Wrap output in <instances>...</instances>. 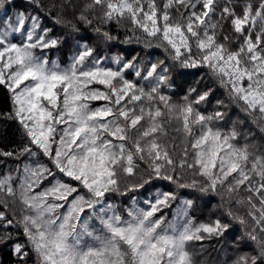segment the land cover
I'll return each mask as SVG.
<instances>
[{"label":"snow or ice","instance_id":"obj_1","mask_svg":"<svg viewBox=\"0 0 264 264\" xmlns=\"http://www.w3.org/2000/svg\"><path fill=\"white\" fill-rule=\"evenodd\" d=\"M0 264H264V0H0Z\"/></svg>","mask_w":264,"mask_h":264},{"label":"trees","instance_id":"obj_2","mask_svg":"<svg viewBox=\"0 0 264 264\" xmlns=\"http://www.w3.org/2000/svg\"><path fill=\"white\" fill-rule=\"evenodd\" d=\"M6 103H7L6 97L0 95V108H3ZM5 132H7L9 138H14L16 135L14 128H8L4 125H0V136H3Z\"/></svg>","mask_w":264,"mask_h":264}]
</instances>
